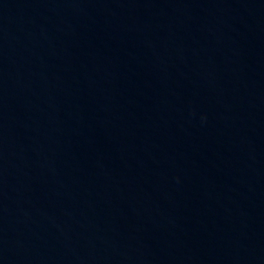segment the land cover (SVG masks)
I'll list each match as a JSON object with an SVG mask.
<instances>
[{"label": "water", "instance_id": "1", "mask_svg": "<svg viewBox=\"0 0 264 264\" xmlns=\"http://www.w3.org/2000/svg\"><path fill=\"white\" fill-rule=\"evenodd\" d=\"M0 264H264V0H0Z\"/></svg>", "mask_w": 264, "mask_h": 264}]
</instances>
